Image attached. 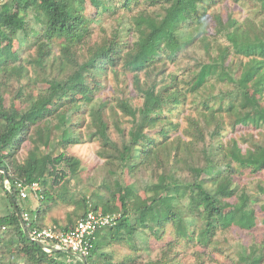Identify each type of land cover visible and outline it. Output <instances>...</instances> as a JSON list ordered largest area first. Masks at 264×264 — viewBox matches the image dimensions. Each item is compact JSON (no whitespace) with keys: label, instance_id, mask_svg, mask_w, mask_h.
<instances>
[{"label":"trees","instance_id":"16d2710c","mask_svg":"<svg viewBox=\"0 0 264 264\" xmlns=\"http://www.w3.org/2000/svg\"><path fill=\"white\" fill-rule=\"evenodd\" d=\"M223 1L0 2V169L8 187L1 171L0 180L10 205L0 215V264H184L190 251L193 264L216 262L215 254L264 264V236L260 244L237 235L264 224V0H232L255 14L224 25L216 15L221 27L212 35L211 12ZM101 17H127V39L101 30ZM197 42L205 60L191 52ZM110 79L113 97L103 94ZM27 142L33 147L21 162ZM87 143L100 146L101 180L84 179L81 161L66 153ZM33 182L42 198L22 200L17 184ZM14 204L29 214V234L49 226L60 204L73 207L67 224L54 219L64 231L90 212L118 218L95 233L89 256L66 261L74 258L66 250L27 239ZM168 232L174 237L151 258L153 238ZM115 243L132 251L119 262Z\"/></svg>","mask_w":264,"mask_h":264},{"label":"rangeland","instance_id":"374dc122","mask_svg":"<svg viewBox=\"0 0 264 264\" xmlns=\"http://www.w3.org/2000/svg\"><path fill=\"white\" fill-rule=\"evenodd\" d=\"M253 6V5H251ZM251 6H244L241 5L240 3H234L232 0H224L220 6H218L216 9L212 10V19H211V27H210V32L212 35H214L219 27H221L220 22L215 18L216 15L221 17V23L224 25L226 21L230 17H235L238 19L240 22L244 21L245 19H248V17L253 16L255 13L252 12ZM214 15V16H213ZM101 20L104 22L101 26V30L104 28V30L108 31L109 34H112L115 30L119 31L121 36L125 39H127V32H128V26H127V17H122L116 21L113 20H108L105 19V17H101ZM196 27V26H195ZM100 28V27H99ZM191 28L190 30H192ZM228 29V28H225ZM212 37V36H211ZM222 41H225L226 39L224 37H221ZM128 41V40H127ZM126 42V41H125ZM191 52L197 56L198 58L205 60V50L203 47L202 42H197L192 48ZM240 58L238 57H233L230 58V65L232 66V71L233 74L236 75L237 77L240 75L238 72V67H239V60ZM127 80H129L128 85L130 86V89H133V84L131 77H126ZM25 84H28L29 81H24ZM116 87H117V82L112 81L110 79L107 88L105 92L103 93L106 96L113 97L116 93ZM135 91V90H134ZM15 92V88L13 89V93ZM114 134V133H113ZM113 139H117V135H112ZM255 138L257 140H261L260 136L255 133ZM33 147V144L30 142L25 143L23 148L18 154V159L22 162L24 161L28 155H29V150ZM99 144L98 143H87L84 145H78L75 147H71L68 150H66V153L72 157H75L81 161V165L84 167L83 171V176L84 179L88 178L91 175L96 176L99 180H101L105 173L104 170L102 169V166L104 165V160L99 156ZM87 180V179H86ZM94 188V186H93ZM30 200L24 203V205L31 204ZM33 208V214L36 215L37 209L39 208V203L36 202L32 204ZM10 209L9 201L6 199V194L3 190L2 187V182L0 180V215L4 214L6 211ZM73 207L66 208L64 207L63 204H60L58 208H55L52 213L47 217L46 223L49 226H54V219L58 220L62 224H67V210H72ZM263 217V214L260 216ZM239 237L243 238L245 243H260L263 241V236H264V224L260 220L258 222V228L254 231L252 236H247L246 234H237ZM174 235L171 232H168L164 239L162 241H158L153 238L152 241V246L154 247V250H152V256L151 258L155 259L160 255L161 252V247L164 245L167 241H169L171 238H173ZM110 250L113 251L114 255V261H121L124 258H126L132 251L130 250L129 246L126 244H113L110 247ZM143 255L144 258L146 259V252ZM74 257V256H73ZM66 261H75L77 260L75 257L74 258H69L65 257ZM181 259L183 260L184 264H193L196 263V256L193 254V252H187L186 254L184 253L181 256ZM215 259L216 262L212 260H208L206 264H232L230 259L226 258L225 256L222 255H216L215 254Z\"/></svg>","mask_w":264,"mask_h":264},{"label":"built area","instance_id":"2783aa9c","mask_svg":"<svg viewBox=\"0 0 264 264\" xmlns=\"http://www.w3.org/2000/svg\"><path fill=\"white\" fill-rule=\"evenodd\" d=\"M5 1L1 0L0 2ZM5 187H8V181L4 182ZM20 191V198L27 200L34 198L39 200L41 196V185L38 182L29 184L18 183ZM117 216L103 215L100 213L90 212L84 218L78 221L76 226L69 230L64 231L57 226H47L43 228H35L30 235L32 241H41L52 243L53 247L59 250H66L82 258L90 255L94 240V235L97 231L104 228L113 227L116 225ZM24 221H29L30 216L25 213L23 216Z\"/></svg>","mask_w":264,"mask_h":264},{"label":"water","instance_id":"95a60500","mask_svg":"<svg viewBox=\"0 0 264 264\" xmlns=\"http://www.w3.org/2000/svg\"><path fill=\"white\" fill-rule=\"evenodd\" d=\"M0 171L4 173V175H5V176H4L5 181H8V175H7V170H6V168H5V167H2V168L0 169ZM12 201H14L13 198H12ZM14 203H15V202H14ZM14 208H15L16 213H17V216H18V218H19V220H20V222H21V224H22V226H23V228H24V231H25V234H26L27 239L32 240V238L30 237V235H29V233H28V231H27L26 223H25V221H24V219H23V217H22V214H21V212L18 210L16 204H14ZM36 242H37V244H38L41 248H43V249L50 250V251H53V252H58V251H59V249H57V248H55V247H53V246H50V245H46V244H44V243L41 242V241H36ZM66 252L70 253L72 256H74V257H76V258H79V259H82V260H83L82 257H80L79 255H76L75 253H72V252H70V251H66Z\"/></svg>","mask_w":264,"mask_h":264},{"label":"crops","instance_id":"0c3cea01","mask_svg":"<svg viewBox=\"0 0 264 264\" xmlns=\"http://www.w3.org/2000/svg\"><path fill=\"white\" fill-rule=\"evenodd\" d=\"M31 205V204H30Z\"/></svg>","mask_w":264,"mask_h":264}]
</instances>
